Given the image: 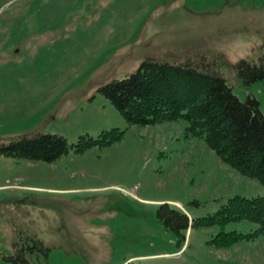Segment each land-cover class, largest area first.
<instances>
[{
    "label": "rangeland",
    "instance_id": "1",
    "mask_svg": "<svg viewBox=\"0 0 264 264\" xmlns=\"http://www.w3.org/2000/svg\"><path fill=\"white\" fill-rule=\"evenodd\" d=\"M8 0H0V6ZM264 51V0H11L0 11V142L56 132L67 142L117 127L107 145L69 148L51 161L0 153V264L12 243L40 241L30 264H264V234L214 246L219 230H253L245 218L191 226L183 239L156 209L167 202L190 217L226 197L263 195L185 120L128 124L97 88L142 58L218 53L227 62ZM232 92L258 100L264 77L243 84L220 65ZM195 200V202H193ZM179 250V251H178Z\"/></svg>",
    "mask_w": 264,
    "mask_h": 264
},
{
    "label": "trees",
    "instance_id": "2",
    "mask_svg": "<svg viewBox=\"0 0 264 264\" xmlns=\"http://www.w3.org/2000/svg\"><path fill=\"white\" fill-rule=\"evenodd\" d=\"M221 54L196 52L170 61L145 56L131 72L112 78L98 86L128 124H154L183 119L184 136H196L227 165L242 175L253 177L264 187V113L255 96L239 99L220 70L230 67L241 83L249 84L264 77V51L255 56L239 57L227 62ZM122 130L102 129L96 136L79 134L69 144L56 132L21 133L0 142V153L13 158L23 157L51 161L72 148L80 152L91 145H107ZM195 202V200H193ZM156 215L162 224L183 239L188 226H222L240 218L257 223L250 231L219 230L207 242L226 246L242 238L264 234V194L246 196L234 193L226 197L214 211L198 217L167 202H161ZM5 256L13 263L30 264L25 253L39 250L46 255L48 245L40 241L12 243ZM121 264H145L134 259Z\"/></svg>",
    "mask_w": 264,
    "mask_h": 264
},
{
    "label": "water",
    "instance_id": "3",
    "mask_svg": "<svg viewBox=\"0 0 264 264\" xmlns=\"http://www.w3.org/2000/svg\"><path fill=\"white\" fill-rule=\"evenodd\" d=\"M9 2H11V0H8L4 5L8 4ZM4 5H1V6H0V11H1V9L3 8Z\"/></svg>",
    "mask_w": 264,
    "mask_h": 264
},
{
    "label": "crops",
    "instance_id": "4",
    "mask_svg": "<svg viewBox=\"0 0 264 264\" xmlns=\"http://www.w3.org/2000/svg\"><path fill=\"white\" fill-rule=\"evenodd\" d=\"M179 251V250H178Z\"/></svg>",
    "mask_w": 264,
    "mask_h": 264
}]
</instances>
